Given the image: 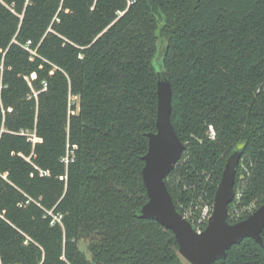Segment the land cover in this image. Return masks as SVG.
Returning <instances> with one entry per match:
<instances>
[{
	"label": "trees",
	"instance_id": "obj_1",
	"mask_svg": "<svg viewBox=\"0 0 264 264\" xmlns=\"http://www.w3.org/2000/svg\"><path fill=\"white\" fill-rule=\"evenodd\" d=\"M156 63L186 146L177 210L213 203L236 149L240 206L264 205V0H0V264H189L138 216ZM213 264H264V246Z\"/></svg>",
	"mask_w": 264,
	"mask_h": 264
},
{
	"label": "water",
	"instance_id": "obj_2",
	"mask_svg": "<svg viewBox=\"0 0 264 264\" xmlns=\"http://www.w3.org/2000/svg\"><path fill=\"white\" fill-rule=\"evenodd\" d=\"M157 64V63H156ZM157 131L148 135L149 148L143 169L148 202L139 218L155 220L176 237L180 255L189 264H213L224 259L228 251L251 238L264 246V205L248 218L230 224L228 208L235 198V181L243 149L234 150L226 161L213 201V213L205 231L198 234L192 224L177 210L166 185V178L181 160L186 146L177 135L172 121V90L168 73L158 63Z\"/></svg>",
	"mask_w": 264,
	"mask_h": 264
},
{
	"label": "built area",
	"instance_id": "obj_3",
	"mask_svg": "<svg viewBox=\"0 0 264 264\" xmlns=\"http://www.w3.org/2000/svg\"><path fill=\"white\" fill-rule=\"evenodd\" d=\"M209 138L212 140L216 138V132L213 126L209 127ZM246 184V178L241 176L237 184V191L235 192L234 201L231 203L233 204L232 218L235 220H239L246 215H251L256 211L255 203L244 207L240 206ZM193 188H195V186H193ZM205 196H207V192H205ZM180 208L182 211V216L192 224L194 230L198 234L203 233L207 228L209 220L212 216L213 203L207 202L203 196H201L195 206H186L182 204ZM60 221L61 217H54L52 223Z\"/></svg>",
	"mask_w": 264,
	"mask_h": 264
}]
</instances>
